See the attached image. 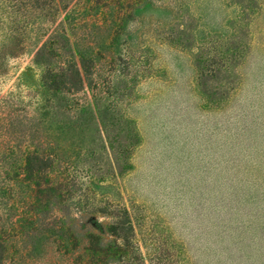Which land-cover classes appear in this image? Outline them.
<instances>
[{
	"label": "rangeland",
	"instance_id": "obj_1",
	"mask_svg": "<svg viewBox=\"0 0 264 264\" xmlns=\"http://www.w3.org/2000/svg\"><path fill=\"white\" fill-rule=\"evenodd\" d=\"M49 2L0 31V264H264V0Z\"/></svg>",
	"mask_w": 264,
	"mask_h": 264
},
{
	"label": "trees",
	"instance_id": "obj_2",
	"mask_svg": "<svg viewBox=\"0 0 264 264\" xmlns=\"http://www.w3.org/2000/svg\"><path fill=\"white\" fill-rule=\"evenodd\" d=\"M39 0H26L24 2L23 0H1L0 1V9L2 12L9 16V19L7 21L8 26H4L2 23L3 21H0V31H9L8 33L5 34L6 39H11L12 38V32L14 31H25L26 25L28 24L27 22V13L29 10H34L36 12L43 11V7H47L48 9L51 10L50 3H44L42 5L38 4ZM15 2V3H14ZM17 3V4H16ZM19 7L21 9H19ZM42 13V12H40ZM26 20V22H24ZM24 22L25 25L21 28L19 25ZM15 51H9L6 53L7 56H11ZM55 92H57L56 89H53Z\"/></svg>",
	"mask_w": 264,
	"mask_h": 264
}]
</instances>
